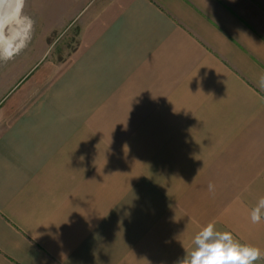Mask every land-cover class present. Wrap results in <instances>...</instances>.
<instances>
[{"label": "crops", "instance_id": "0c3cea01", "mask_svg": "<svg viewBox=\"0 0 264 264\" xmlns=\"http://www.w3.org/2000/svg\"><path fill=\"white\" fill-rule=\"evenodd\" d=\"M100 1L0 128V264H177L210 222L264 250V29L227 0Z\"/></svg>", "mask_w": 264, "mask_h": 264}, {"label": "rangeland", "instance_id": "374dc122", "mask_svg": "<svg viewBox=\"0 0 264 264\" xmlns=\"http://www.w3.org/2000/svg\"><path fill=\"white\" fill-rule=\"evenodd\" d=\"M227 1L254 25L264 29V0ZM102 2L105 20L119 4L118 0ZM100 3V0H23L17 14L4 22L0 52L13 55L7 61L0 60V81L9 80L14 84L24 75L26 79L15 94V103L1 110L2 113L6 110L7 115L0 120V128L28 106L86 44L89 38H86V19L96 12ZM110 9L113 10L108 13ZM97 29L99 26L94 31ZM8 64L12 67L10 77L2 72V67Z\"/></svg>", "mask_w": 264, "mask_h": 264}, {"label": "clouds", "instance_id": "9594fccd", "mask_svg": "<svg viewBox=\"0 0 264 264\" xmlns=\"http://www.w3.org/2000/svg\"><path fill=\"white\" fill-rule=\"evenodd\" d=\"M18 3L22 5L23 0H18ZM12 55L11 52H0V60L7 61ZM259 83L264 87V75H261ZM208 190L214 193L215 185L210 182ZM250 220L253 224H259L264 220V196L259 198L251 210ZM193 245L192 251L186 252L177 264H255L264 258V250L241 243L231 231H219L211 222L196 233Z\"/></svg>", "mask_w": 264, "mask_h": 264}, {"label": "bare ground", "instance_id": "6f19581e", "mask_svg": "<svg viewBox=\"0 0 264 264\" xmlns=\"http://www.w3.org/2000/svg\"><path fill=\"white\" fill-rule=\"evenodd\" d=\"M19 6L18 0H0V33L4 22L17 14Z\"/></svg>", "mask_w": 264, "mask_h": 264}]
</instances>
